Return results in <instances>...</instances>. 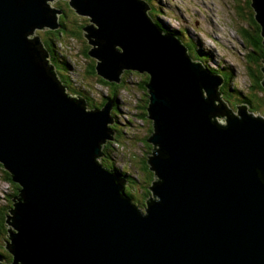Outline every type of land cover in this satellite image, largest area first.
<instances>
[{
	"label": "water",
	"instance_id": "water-1",
	"mask_svg": "<svg viewBox=\"0 0 264 264\" xmlns=\"http://www.w3.org/2000/svg\"><path fill=\"white\" fill-rule=\"evenodd\" d=\"M48 1L0 0V164L22 186L6 221L10 264H264V121L232 117L218 77L149 21L142 0H70L97 26L82 36L99 75L150 76L153 198L139 211L96 161L112 134L107 106L67 97L34 35L59 27ZM251 7L264 46V0Z\"/></svg>",
	"mask_w": 264,
	"mask_h": 264
},
{
	"label": "rangeland",
	"instance_id": "rangeland-1",
	"mask_svg": "<svg viewBox=\"0 0 264 264\" xmlns=\"http://www.w3.org/2000/svg\"><path fill=\"white\" fill-rule=\"evenodd\" d=\"M70 0H52L48 1L49 7L57 8L61 5L60 2H69ZM151 2L152 13L155 15V12L159 15L158 20L160 21L162 26H165L167 29L172 30L176 34H179L180 37L185 41H192L195 44L197 49L198 58H196L202 67L203 65H208L210 68H215L216 66L220 67V71L224 69H231L232 74V83L229 85L244 96V94L250 91V78H249V70L254 67V59L251 58L250 50H248L247 46H245L244 42L241 40L239 29L241 27H246L245 20L248 19L247 15L244 13H240V2L244 0H149ZM69 9L73 12L72 8L69 6ZM75 20V24L73 25L72 21H70L71 26L74 28L73 31L78 34L74 38H71L69 34L67 36H61L64 39V42H55L54 51L57 48V51L61 53L62 56H67L66 60H69L71 64V68L65 72L63 77L69 81V84L73 86L74 89L78 91H82V95H86L87 92L89 96L95 98L96 102L99 101L103 96L108 94V90L105 86H97L94 87L96 90L93 92H89L85 89V86H81L84 84V79L86 75L85 71V61L81 58V56H85L84 52L89 51L92 48V45L87 44V39L82 36V33L86 35L82 29L86 26L91 25L94 28L97 26L94 23L89 22V16H82L76 13H71ZM249 20V19H248ZM41 30H36L40 32ZM47 30H43L41 32H45ZM168 33V32H166ZM42 37H46L47 34L43 33ZM33 36V35H32ZM31 35H28V38L32 39ZM175 36V35H174ZM65 43V44H64ZM247 48V49H246ZM194 50V48H193ZM213 55V58L211 54ZM89 59L95 60L97 63L100 61L89 57ZM74 62V63H73ZM264 62V61H263ZM264 66V63L263 65ZM206 70V68L204 69ZM126 69L121 70V77H124V81L128 84L123 89H120V93L122 95V99L117 107L121 114H116L117 117L114 118L115 121H118L121 124V130L124 133V142L120 144L121 141L119 139L118 144L112 142L111 144V152L110 158L112 163L116 166L120 167V164L128 163L135 166L137 162L133 161V156L139 155L142 153L148 155V157H152L153 145H149V149L143 148V140L145 141L146 134L149 128V122L153 123L151 119H146L143 123L139 119L142 109L146 106L147 98L142 96V91L138 87L140 81L142 80V74L136 71H131L130 73H125ZM59 79V76H58ZM89 79V78H87ZM112 82V81H111ZM116 84V83H115ZM138 84V85H137ZM264 85V81H263ZM149 96V95H148ZM241 99V98H240ZM142 100V101H141ZM230 103L224 104L225 108L228 110H232V106H243L244 103L230 101ZM252 109H248L251 111ZM234 111L236 112V108L234 107ZM233 111V112H234ZM123 112L126 114H123ZM235 114V113H234ZM251 114L258 118L264 119V105L260 106L258 110ZM132 116L134 118V122L131 125H127L128 127L123 126V121L127 120V117ZM132 118V119H133ZM217 121L221 123L223 121L226 123L225 117H216ZM120 120V121H119ZM135 124L137 126H135ZM128 130V131H126ZM127 140H126V139ZM148 145V144H146ZM1 165V164H0ZM139 168V167H138ZM136 171H139L135 166ZM5 169L0 166V198L3 196V191H12V184L6 182L4 180ZM135 171V172H136ZM143 176L140 177L142 179ZM12 181V180H11ZM13 182V181H12ZM19 186V185H18ZM136 192L140 193V197L145 199L143 193L137 188H140L139 185L133 186ZM19 189H22V186H19ZM138 193V194H139ZM149 198H153L152 193H149ZM139 199V198H138ZM146 200V199H145ZM140 203V201L138 202ZM136 204V203H135ZM138 208H140L142 212H145L142 206L136 204ZM5 227L7 228V232H5L6 237L8 238V233L14 231L13 227L9 226L5 223ZM17 233V231H16ZM8 241V239H7ZM10 243V241H9ZM12 259L10 263H13V255L8 253ZM9 258V257H8ZM7 259H4V262H0L1 264H10ZM8 261V263L6 262Z\"/></svg>",
	"mask_w": 264,
	"mask_h": 264
},
{
	"label": "trees",
	"instance_id": "trees-1",
	"mask_svg": "<svg viewBox=\"0 0 264 264\" xmlns=\"http://www.w3.org/2000/svg\"><path fill=\"white\" fill-rule=\"evenodd\" d=\"M143 2H145L149 7H151V2L149 0H142ZM61 5L58 6L59 10L62 11L61 14L58 15V23H59V27L55 30H50L47 29V31L45 32H41L43 30H41L40 32H37L35 35L36 36H40L42 39V43L43 46L45 47L46 53H47V63L49 65H52L55 68V72L57 77L59 76V84L62 86L63 90H65V92L69 95H75L79 98H82L85 101L86 106L89 109H100L102 108V106L105 104V102L108 101H113L114 104V108H113V112L111 113L112 116L116 115L117 112V106L118 101L117 98L119 99L120 97V89H123L124 87L127 86V83L124 81V77H121V82L115 84V81H109L105 78H103V76L99 75L96 69V61L93 59H89L87 57L90 56L89 52L86 51L84 52V54H86L85 56H81V58L83 59V61H85L86 64V75L84 79V84L81 86H85V89H87L89 92H93V90H96V88L94 87L95 85L97 86H105L106 89L108 90V94L106 96H103L99 101L96 102L95 98H92L91 96H89V93L87 92L86 95H82L81 92L82 91H78L77 89H74L73 86H71L69 84V81H67V79H65L63 77V73L64 71L66 72L67 69L69 70L71 68V64L69 62V60L67 59V56L65 58V56H62L61 53H59L56 50L54 51L53 48H55V42H64V39L61 38V36H67L69 34V36L71 38H74L75 36H77L78 34H76L72 28H74L73 26H71L70 21H72L73 25L75 24V20L73 18V15L71 13H76L73 9V12L69 9V3L68 2H60ZM240 13L242 14H246L248 19L245 20L244 22L246 23V27H241L239 29V33H240V37L241 40L244 42L245 46H247L248 50H250V54L249 57L251 55V58H255L254 59V67L250 68L249 72H248V76L250 78V91L247 90V92L244 94V96L238 92V90H236L235 88H229L230 84L232 83V74L229 72H226V70L224 71H220L216 68H210L208 65H203L204 67H202V65L197 62L198 60L196 58H198V53L197 51L193 50L194 46H190L187 42H185L179 34H176L175 32H172V30L167 29L165 26H162L160 21L158 20V14L155 12V15H153L152 10H148V12L146 13L147 18L149 19V21L156 26L157 29H159L163 34L166 35H175L174 37L177 39V41H179V43L181 45H183V47L185 48V50H187V54H188V59L191 63H194L195 65H198L199 67H201V69H207L210 73L216 75L217 77H220L222 83L220 84L219 90H218V97L225 103H230V101H236V102H241L244 103L245 105H247V108H245L244 110L246 112L248 109H252L250 112L254 113L258 110V108L260 106L264 105V86H263V77H264V72H263V61H264V46L262 44V36H261V31H260V26L257 24V22L255 21L254 18V12L253 9L251 7V0H244L240 2V8H238ZM168 32V33H166ZM46 33L47 36L46 37H42L44 34ZM79 37V36H77ZM83 37L85 38V36L83 35ZM65 44V43H64ZM246 48V49H247ZM74 63V62H73ZM126 73H130V71H125L124 75ZM139 73V72H138ZM142 74V73H140ZM89 78V79H87ZM150 83V76L149 74H142V80L140 81L138 87L141 89L142 91V96L147 98L146 101V106H144V108L142 109L143 111L140 114L139 119L141 120V122H145L146 119H148V106L150 103L149 100V88H148V84ZM126 85V86H125ZM241 98V99H240ZM142 101V100H141ZM234 110V106L231 107ZM243 108V107H241ZM229 112L231 113L232 110H229ZM232 114H234V112H232ZM116 116H114L115 118ZM213 121L217 122L216 118H213ZM128 122L129 124L135 123L134 119L132 118H128ZM115 124H111V129L113 132H115V134L113 135L112 140H108L107 142L104 143V145H102L101 147V152L103 153V155L98 158H96L97 164H99L103 169L109 171V172H114L117 176H119L120 178L126 179L128 186L124 187V192L126 194L127 197H129L133 203L138 204L139 206H142V208L145 207V204H147V200H148V195L149 193H151V191L149 190V187L153 184L154 181V173L153 171L150 170L149 168V164H148V155H145L144 153L141 154V156L139 155H135L133 156L132 159H135L133 161L137 162L136 163V167L139 171H136L135 166L131 165L129 162L130 167L125 166L124 168V172L120 171L115 164L112 163V160L110 158V152L112 151L110 148L112 147L111 143L114 142L115 144L119 142V139L121 141L124 140L123 136L124 133L122 132V128H121V124L118 123V121L114 120ZM218 123V122H217ZM135 126H137L135 124ZM154 128H153V123L149 122V128L146 134V138L145 141L143 140L142 144H143V148H147L149 149V145L151 146L152 144L149 143L147 141V139L149 138V136L152 134ZM128 131V130H126ZM126 139V138H125ZM127 140V139H126ZM121 141L119 142L121 144ZM148 144V145H146ZM154 149V148H153ZM1 167L5 168L4 166L0 165ZM139 167V168H138ZM131 170H135L136 172V178H134L131 174H128ZM4 173V180L6 182H9L12 184V191H3V196L0 198L1 203H0V262H4V259H7L8 257V261L9 263L11 262L12 257L8 254L9 252L6 250L5 248V243L7 241V237L5 232H7V228L5 227V223L7 221V215L11 214V211L14 210L15 206L14 203L18 202V197L21 198V192L19 189V186L17 183H14L11 181V174L5 170L3 171ZM142 177L143 181L140 179V177ZM135 185H139L140 188H137V190L141 191L143 193L142 196H144L143 199L141 198L139 195L140 193L137 191H135L133 186ZM139 193V194H138ZM18 196V197H17ZM139 198V199H138ZM140 201V203H138ZM145 210V209H144ZM8 261H6L8 263Z\"/></svg>",
	"mask_w": 264,
	"mask_h": 264
},
{
	"label": "bare ground",
	"instance_id": "bare-ground-1",
	"mask_svg": "<svg viewBox=\"0 0 264 264\" xmlns=\"http://www.w3.org/2000/svg\"><path fill=\"white\" fill-rule=\"evenodd\" d=\"M158 33L161 35V33H160V31H158ZM163 34V33H162ZM165 35V34H164ZM162 36V35H161ZM171 36V35H170ZM183 46V45H182ZM122 52V50H120V53ZM132 71H135V70H132ZM137 72V71H136ZM206 73H208V74H212V73H210L208 70L206 71ZM120 76H121V74H120ZM224 105V104H223ZM226 105V104H225ZM226 109L228 110V108L226 107ZM229 111V110H228ZM233 112V111H232ZM232 112H231V115H233L232 114ZM225 116V115H224ZM225 118H226V116H225ZM260 120H262V119H260ZM263 121H264V119H263ZM122 169H124V168H122Z\"/></svg>",
	"mask_w": 264,
	"mask_h": 264
},
{
	"label": "clouds",
	"instance_id": "clouds-1",
	"mask_svg": "<svg viewBox=\"0 0 264 264\" xmlns=\"http://www.w3.org/2000/svg\"><path fill=\"white\" fill-rule=\"evenodd\" d=\"M221 123H223V121H221ZM260 180H261V182L262 183H264V179H261L259 176H257ZM147 216V213H145L144 215H143V217H146Z\"/></svg>",
	"mask_w": 264,
	"mask_h": 264
}]
</instances>
